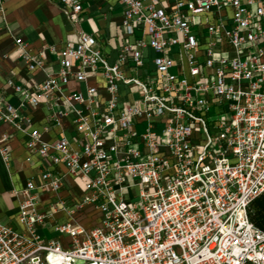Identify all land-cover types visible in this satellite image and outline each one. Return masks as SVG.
<instances>
[{
    "label": "built area",
    "instance_id": "2783aa9c",
    "mask_svg": "<svg viewBox=\"0 0 264 264\" xmlns=\"http://www.w3.org/2000/svg\"><path fill=\"white\" fill-rule=\"evenodd\" d=\"M118 3L113 46L77 31L32 54L14 36L4 56L27 74L0 88V156L21 133L50 167L12 191L23 229L0 222V264H264L247 212L264 194V0ZM56 5L77 24L82 0Z\"/></svg>",
    "mask_w": 264,
    "mask_h": 264
},
{
    "label": "crops",
    "instance_id": "0c3cea01",
    "mask_svg": "<svg viewBox=\"0 0 264 264\" xmlns=\"http://www.w3.org/2000/svg\"><path fill=\"white\" fill-rule=\"evenodd\" d=\"M56 2L57 0H0V88L6 78L25 77L27 74L21 63L14 64L4 58L14 48V36H21L32 54L48 45L62 48L67 38L77 31L85 34L100 32L109 37L108 45H114L115 36L120 35L119 23L123 12L118 0H82L83 12L74 26L59 11ZM41 78V74L36 76L38 80ZM32 117L33 129H39L42 111ZM2 131L9 132L7 128H2ZM58 132L60 129L55 130V133ZM65 135L68 137L67 131ZM44 139H48V136ZM24 141L23 135L17 133L7 142L11 153L9 164H5L0 156V222L17 231H22L23 228L17 220L18 203L12 191L22 188L25 179L50 167L48 161H41L35 154L27 152ZM59 169L63 171V168ZM54 201L53 194H44L37 210L43 212ZM57 215L59 213L53 216V220L66 222L64 214L60 218H56ZM40 231L45 238H50L49 226L40 228Z\"/></svg>",
    "mask_w": 264,
    "mask_h": 264
},
{
    "label": "trees",
    "instance_id": "16d2710c",
    "mask_svg": "<svg viewBox=\"0 0 264 264\" xmlns=\"http://www.w3.org/2000/svg\"><path fill=\"white\" fill-rule=\"evenodd\" d=\"M247 212L250 222L256 228L264 231V194L251 202Z\"/></svg>",
    "mask_w": 264,
    "mask_h": 264
},
{
    "label": "rangeland",
    "instance_id": "374dc122",
    "mask_svg": "<svg viewBox=\"0 0 264 264\" xmlns=\"http://www.w3.org/2000/svg\"><path fill=\"white\" fill-rule=\"evenodd\" d=\"M171 73H174V70H172ZM134 99H135L134 97L130 96L129 98H127V101H126V99H125V101L128 104V103H131ZM144 129H145L144 125H142V124L137 125V128H136L137 134H142L144 132ZM62 215L63 214L59 213V215H57L56 218H60V217H62Z\"/></svg>",
    "mask_w": 264,
    "mask_h": 264
}]
</instances>
